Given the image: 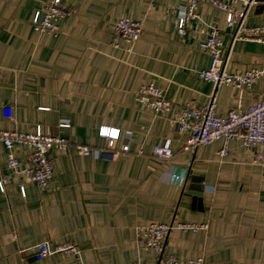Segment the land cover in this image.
I'll return each instance as SVG.
<instances>
[{"label": "crops", "instance_id": "0c3cea01", "mask_svg": "<svg viewBox=\"0 0 264 264\" xmlns=\"http://www.w3.org/2000/svg\"><path fill=\"white\" fill-rule=\"evenodd\" d=\"M48 1L0 0V130L41 128L71 143L107 147L99 130L109 126L120 129L114 147L129 144L130 151L106 160L52 148L53 178L41 188L8 168L0 143V180L8 179L0 189V264H162L136 238L138 226L161 222L208 225L173 228L165 254L203 257L205 264H264V165L252 162L255 150L231 142L230 154L220 158L223 142L216 141L183 151L174 120L183 102L204 105L214 92L198 75L211 63L199 48L204 28H221L229 71L262 72L242 92L218 88L219 114L264 98V43L234 40L226 13L208 3L181 36L174 9L186 0H63L71 13L60 20L59 35L39 33L33 17ZM124 16L143 25L132 48L112 44ZM245 22L264 26V0H254ZM151 83L172 100L168 113L156 115L135 100L139 86ZM7 106L13 119L5 116ZM167 138L173 158L153 156ZM13 151L26 165L31 148ZM183 170L186 177L174 181L172 174ZM43 241L74 242L82 261L61 253L35 259L27 248Z\"/></svg>", "mask_w": 264, "mask_h": 264}, {"label": "built area", "instance_id": "2783aa9c", "mask_svg": "<svg viewBox=\"0 0 264 264\" xmlns=\"http://www.w3.org/2000/svg\"><path fill=\"white\" fill-rule=\"evenodd\" d=\"M240 0H186L185 4L177 6L174 11L178 18V33L181 36L187 34V24L201 18L199 6L201 3H208L226 13L225 27L230 29L234 40H246L264 43V26H248L245 22L248 8L254 0H243L245 8L236 9L235 5ZM71 10L68 9L63 0H50L33 17V27L39 33L58 36L61 31L60 20L68 16ZM221 28L208 26L202 30L204 39L200 42L199 48L211 58L210 66L200 70V78L209 81L214 86L208 103L198 105L193 101H185L175 113L174 120L178 126V132L184 136L181 149L183 151L195 150L201 146L210 145L216 141H222L223 146L218 150L220 158L230 154L231 142L241 146L254 149L255 153L252 162L264 165V98L257 100L249 107L238 106L225 114L217 112V89L226 85L241 92L251 87L261 77V70L258 68L246 69L243 71H229L227 58L224 56V42L221 37ZM143 32L142 22L124 16L117 19L112 44L119 47L121 42H126L129 48L139 40ZM135 100L151 110L156 115H163L172 109L173 102L166 95L165 90L155 84H142L135 91ZM5 116L13 119V110L10 106L5 108ZM60 126H69L68 122H61ZM113 130H118L116 137L111 136ZM99 134L107 138V147H91L79 143H71L69 140L55 134L44 133L41 128L34 132H22L18 130H0V143L8 150L7 166L13 172L24 174L30 181L36 182L41 188H47L53 178V160L49 154L52 148L67 151L71 147L79 154L94 156L106 160H114L130 151L129 144L121 148L114 147L120 137V129L101 126ZM173 139L167 138L162 145H156L153 149V156L160 159H171L175 155ZM16 145H25L31 148L28 162L23 165L16 156L13 149ZM186 172H174L172 179L182 181ZM8 179L0 180V189L5 190ZM23 193L25 189L22 187ZM207 224L190 223H151L138 226L136 238L140 246L154 251L162 264H205L203 257L193 259H179L172 253L165 254L166 240L173 228L197 231L207 228ZM31 255L41 260L53 254L61 253L72 255L77 261H82L79 247L74 242L52 244L48 241L39 242L29 248ZM127 264H144L135 261Z\"/></svg>", "mask_w": 264, "mask_h": 264}, {"label": "clouds", "instance_id": "9594fccd", "mask_svg": "<svg viewBox=\"0 0 264 264\" xmlns=\"http://www.w3.org/2000/svg\"><path fill=\"white\" fill-rule=\"evenodd\" d=\"M110 134L112 137H116L118 135V130H113Z\"/></svg>", "mask_w": 264, "mask_h": 264}, {"label": "snow or ice", "instance_id": "6c2138e0", "mask_svg": "<svg viewBox=\"0 0 264 264\" xmlns=\"http://www.w3.org/2000/svg\"><path fill=\"white\" fill-rule=\"evenodd\" d=\"M114 134V133H113Z\"/></svg>", "mask_w": 264, "mask_h": 264}]
</instances>
